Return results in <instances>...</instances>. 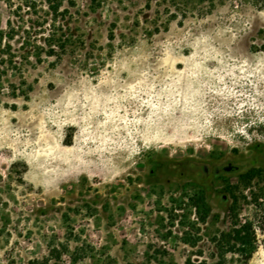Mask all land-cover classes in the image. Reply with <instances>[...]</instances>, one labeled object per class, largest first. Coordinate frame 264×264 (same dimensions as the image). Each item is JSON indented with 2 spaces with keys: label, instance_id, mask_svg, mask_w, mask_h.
Here are the masks:
<instances>
[{
  "label": "rangeland",
  "instance_id": "1",
  "mask_svg": "<svg viewBox=\"0 0 264 264\" xmlns=\"http://www.w3.org/2000/svg\"><path fill=\"white\" fill-rule=\"evenodd\" d=\"M61 11L0 0V264H241L219 245L264 207V0Z\"/></svg>",
  "mask_w": 264,
  "mask_h": 264
},
{
  "label": "trees",
  "instance_id": "2",
  "mask_svg": "<svg viewBox=\"0 0 264 264\" xmlns=\"http://www.w3.org/2000/svg\"><path fill=\"white\" fill-rule=\"evenodd\" d=\"M55 13L62 12L61 6L65 1L75 5L77 0H45ZM97 3V0H91ZM236 205V204H234ZM235 206L232 207V211ZM232 227L227 232H222L220 237V249L239 256L241 264H247L261 241L260 234L264 235V207L262 213L254 217L242 219L238 214L234 215Z\"/></svg>",
  "mask_w": 264,
  "mask_h": 264
}]
</instances>
